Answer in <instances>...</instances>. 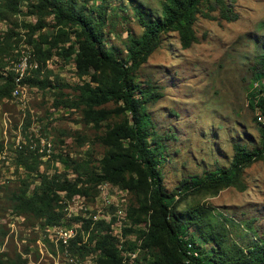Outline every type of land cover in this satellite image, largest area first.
Instances as JSON below:
<instances>
[{
  "label": "rangeland",
  "instance_id": "rangeland-1",
  "mask_svg": "<svg viewBox=\"0 0 264 264\" xmlns=\"http://www.w3.org/2000/svg\"><path fill=\"white\" fill-rule=\"evenodd\" d=\"M233 1L238 20L225 19L220 8L203 7L194 27L197 41L184 49L178 34L171 33L164 37L162 47L138 72L139 83L150 82L163 93V98L151 104L148 111L156 130L163 136H172L166 139L171 161L163 169L168 193L179 191L176 189L180 184L191 177H202L229 167L234 144L241 143L250 149L260 146L259 125L255 122L258 114L250 107L248 96L256 87L253 80L256 64L264 57V0ZM102 3L103 0H92L90 6L99 7ZM106 6L111 28H114L111 32L109 27L105 30L106 48L124 60L128 36L132 34L138 38L144 31L134 8L158 18L162 15V2L108 0ZM23 11L26 12L24 6ZM24 23L35 24L36 19L24 14L0 19V41L10 34L11 42L17 43V50L21 51L17 60L21 63L27 59L30 64L32 48L22 27ZM44 32L52 35L53 31ZM14 33L21 34L22 40ZM34 39L37 40V36ZM12 58L15 69L20 63H16L14 55ZM33 65L37 69V64ZM48 69L53 72L51 81L64 88L62 92L66 96L74 95L68 87L82 84L75 66L60 58L51 60ZM26 89V100L12 95V99L0 101V144L4 146L0 157L2 260L5 264H99L98 254H74L70 250V240L81 234L83 243H87L91 232L83 229L84 220L104 221L110 225L120 245L128 242L126 247L131 246L129 244L138 241L137 235L131 233L125 239L123 230L132 225L128 210L130 202L133 204L136 200L129 190L102 182L90 196L68 197L67 193H58V211L63 215L59 225L45 224L15 212L13 196L19 194L22 181L32 183V190L39 185L37 172H29L18 165L19 153L36 152L34 154L39 157V150L42 155L39 174L53 176L71 170L64 166L59 155L91 162L98 168L107 151L98 142L104 129L97 131L85 125L79 111L55 106L59 98L57 88L56 91L41 90L26 85ZM107 107L112 109L116 105L111 103ZM74 177L76 175L70 172V178ZM243 180L245 187L242 189L231 187L215 195H194L188 203L210 207L229 227L233 240L248 243L264 233V161L246 169ZM64 202L70 206L66 217ZM144 227L141 224L133 228L137 231ZM69 229L74 230L73 237L64 239L62 244L61 233ZM95 244L96 240L92 247ZM127 256L140 258L141 263L146 264L143 255L126 252L124 257Z\"/></svg>",
  "mask_w": 264,
  "mask_h": 264
},
{
  "label": "trees",
  "instance_id": "trees-1",
  "mask_svg": "<svg viewBox=\"0 0 264 264\" xmlns=\"http://www.w3.org/2000/svg\"><path fill=\"white\" fill-rule=\"evenodd\" d=\"M91 1L0 0V19L22 14L36 19L35 24L22 26L32 48L29 67L33 68L22 83L41 90L57 88L59 98L55 106L79 111L85 125L97 131L104 129L98 142L107 150L98 168L91 162L59 155L64 166L71 170L53 176L39 174L42 158L39 150V157L36 152L19 153L18 165L37 172L39 185L32 190V183L22 181L19 194L13 196L15 212L56 226L63 216L58 211V193H67L68 197L90 196L99 184L109 182L129 190L136 200L130 202L128 218L132 225L124 228L123 237L135 233L138 241L128 247V242L120 245L110 225L84 220L83 229L91 232V236L87 243H83L81 234L70 240L74 254H98L99 264H142L140 258L124 257L126 252L143 255L146 264H264V233L248 243L237 242L210 207L188 203L194 195H215L231 187L244 188L246 169L264 161V57L256 64L253 76L256 87L248 96L250 107L258 114L255 122L259 125V148L234 144L229 167L191 177L180 184L176 189L179 191L171 193L165 189L163 169L171 161L166 139L172 136H163L156 130L148 111L151 104L163 98V93L150 82L145 85L138 82L139 70L162 47L164 37L177 33L183 48L189 49L197 41L194 27L203 7L220 8L222 17L236 21L234 1L161 0L162 15L158 18L135 7L144 31L138 38L128 36L124 60L105 45L106 28H110L109 32L114 29L106 6L108 0H103L99 7L90 6ZM47 29L53 31L52 35L44 32ZM14 34L22 40L21 34ZM7 36L0 41V101L12 99L17 87L12 55L16 63H20L16 56H21L19 45H13L10 34ZM55 57L76 68L82 84L68 87L73 96H66L62 92L64 88L51 81L53 72L48 69V63ZM33 64H37V69ZM111 103L116 107L108 108ZM3 153L4 146L0 144V157ZM70 172L76 178H70ZM141 224L145 225L143 229L133 228ZM0 264H5L1 252Z\"/></svg>",
  "mask_w": 264,
  "mask_h": 264
},
{
  "label": "bare ground",
  "instance_id": "bare-ground-1",
  "mask_svg": "<svg viewBox=\"0 0 264 264\" xmlns=\"http://www.w3.org/2000/svg\"><path fill=\"white\" fill-rule=\"evenodd\" d=\"M25 60L27 62V67H29L32 63L29 64V61L27 59H25ZM25 60L23 62L21 61V63L18 65V67L14 69L16 74H17V78H16L17 87L12 93V94H17V96L13 95V97L19 98V99H22V100H26L27 99L26 85L22 83L23 80L25 79V77L28 76V72H29V71H26ZM66 242L67 241L65 240V243Z\"/></svg>",
  "mask_w": 264,
  "mask_h": 264
},
{
  "label": "built area",
  "instance_id": "built-area-1",
  "mask_svg": "<svg viewBox=\"0 0 264 264\" xmlns=\"http://www.w3.org/2000/svg\"><path fill=\"white\" fill-rule=\"evenodd\" d=\"M25 67H26V71H31L33 70V68H30V67H27V62L25 60ZM12 95H15L17 96V94H12ZM75 178V177H74ZM85 204V202H83V205ZM83 205H82V210H83ZM69 205H67L66 202H64V208H63V211H65V217L67 216V214L69 213ZM81 228V227H79ZM73 233H74V230H70L67 231V232H64V233H61V237H60V240L63 244V241L64 239H71L73 237ZM82 251V250H81ZM137 255V254H136Z\"/></svg>",
  "mask_w": 264,
  "mask_h": 264
}]
</instances>
